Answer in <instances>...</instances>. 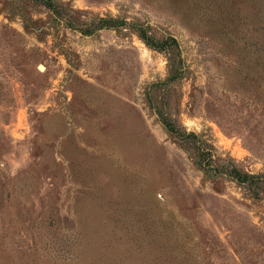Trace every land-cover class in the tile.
<instances>
[{
	"label": "rangeland",
	"instance_id": "1",
	"mask_svg": "<svg viewBox=\"0 0 264 264\" xmlns=\"http://www.w3.org/2000/svg\"><path fill=\"white\" fill-rule=\"evenodd\" d=\"M158 109L264 178V0H0V264H264V194Z\"/></svg>",
	"mask_w": 264,
	"mask_h": 264
},
{
	"label": "trees",
	"instance_id": "2",
	"mask_svg": "<svg viewBox=\"0 0 264 264\" xmlns=\"http://www.w3.org/2000/svg\"><path fill=\"white\" fill-rule=\"evenodd\" d=\"M106 22V21H104ZM110 22L112 24H105L107 27L120 28L122 26H128L125 22L122 24H116L115 20L112 19ZM116 24V25H114ZM129 29L134 31L137 36L150 48L162 52L167 58V78L164 81V85H170L177 80L182 78L183 67L182 62L178 56V46L174 38L164 37L162 39H156L149 32L148 29L142 27L141 25L128 26ZM153 90V89H150ZM157 110V114L160 118L162 124L166 129L174 135L181 143L186 145L188 148L193 150L194 156L196 158V164L199 169L207 176H226L240 186L245 192H247L251 197L259 199L261 194H264V178L260 175H251L246 172H241L237 167L231 163L226 165L216 166L212 161V154L210 150H207L203 143L197 141L198 137L192 132H187L184 129L176 127L171 121H169L165 113Z\"/></svg>",
	"mask_w": 264,
	"mask_h": 264
},
{
	"label": "water",
	"instance_id": "3",
	"mask_svg": "<svg viewBox=\"0 0 264 264\" xmlns=\"http://www.w3.org/2000/svg\"><path fill=\"white\" fill-rule=\"evenodd\" d=\"M41 69V68H40Z\"/></svg>",
	"mask_w": 264,
	"mask_h": 264
}]
</instances>
